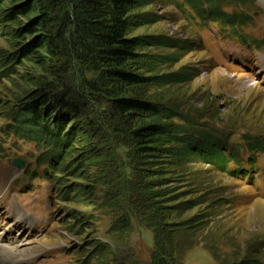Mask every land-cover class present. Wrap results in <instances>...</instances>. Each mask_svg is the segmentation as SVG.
I'll use <instances>...</instances> for the list:
<instances>
[{"label": "rangeland", "instance_id": "obj_1", "mask_svg": "<svg viewBox=\"0 0 264 264\" xmlns=\"http://www.w3.org/2000/svg\"><path fill=\"white\" fill-rule=\"evenodd\" d=\"M136 1L134 71L150 81L124 96L169 116L118 122L89 101L85 125L63 123L64 135L75 132L54 171L36 162L43 146L9 129L24 94L54 79L20 58L12 32L0 30V243L26 255L18 264H264V0H224L223 12L243 24L237 31L193 19L179 0ZM181 74L179 84L159 83ZM150 126L158 133L142 145L136 133ZM183 140L225 146L241 164L221 172L198 157L180 163ZM16 158L22 170L11 167Z\"/></svg>", "mask_w": 264, "mask_h": 264}, {"label": "trees", "instance_id": "obj_2", "mask_svg": "<svg viewBox=\"0 0 264 264\" xmlns=\"http://www.w3.org/2000/svg\"><path fill=\"white\" fill-rule=\"evenodd\" d=\"M179 1L204 23L218 21L233 30L243 25L239 17L223 12L224 0ZM7 4L11 8L5 10ZM136 5V0H0V30L12 32L11 40L20 58H31L54 79L40 82L24 94L28 100L23 108L14 111L13 124L9 126L20 139L47 150L36 162H46L48 169L54 171L60 158L70 153L71 148L64 150V145L69 139L72 142L75 131L64 135L63 123L70 118L85 125L82 119L89 101L106 105L118 122L141 114L169 116L166 108L124 96L150 81L134 71L139 41L130 38L128 31L130 12ZM3 61L6 59H0V63ZM80 73L90 77L84 76L76 86L69 84ZM173 77L163 76L159 83L179 84L187 76ZM66 79L68 84H62ZM173 131L184 134L182 128L173 127ZM156 133V128L150 126L136 134L144 145ZM208 146L203 149L191 140H183L174 156L180 163L187 156L208 160L221 172L228 171L230 161L241 164L232 149L223 151L225 146L218 144ZM28 173L32 176L34 172ZM68 193L62 197L66 199Z\"/></svg>", "mask_w": 264, "mask_h": 264}, {"label": "bare ground", "instance_id": "obj_3", "mask_svg": "<svg viewBox=\"0 0 264 264\" xmlns=\"http://www.w3.org/2000/svg\"><path fill=\"white\" fill-rule=\"evenodd\" d=\"M26 259V255L24 256L23 254H19L16 247L6 246L0 243V264H18Z\"/></svg>", "mask_w": 264, "mask_h": 264}, {"label": "water", "instance_id": "obj_4", "mask_svg": "<svg viewBox=\"0 0 264 264\" xmlns=\"http://www.w3.org/2000/svg\"><path fill=\"white\" fill-rule=\"evenodd\" d=\"M12 165L18 169L24 167V160L22 158H16L12 161Z\"/></svg>", "mask_w": 264, "mask_h": 264}]
</instances>
